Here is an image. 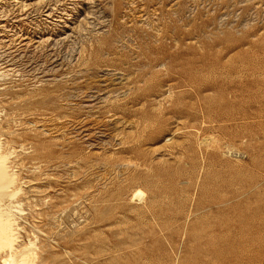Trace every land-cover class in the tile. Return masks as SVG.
<instances>
[{"label":"rangeland","instance_id":"374dc122","mask_svg":"<svg viewBox=\"0 0 264 264\" xmlns=\"http://www.w3.org/2000/svg\"><path fill=\"white\" fill-rule=\"evenodd\" d=\"M0 142L41 264H264V0H0Z\"/></svg>","mask_w":264,"mask_h":264},{"label":"bare ground","instance_id":"6f19581e","mask_svg":"<svg viewBox=\"0 0 264 264\" xmlns=\"http://www.w3.org/2000/svg\"><path fill=\"white\" fill-rule=\"evenodd\" d=\"M10 155L3 153L0 145V261L1 264H41L42 261L39 260L38 253L35 251V249L37 251L38 249L34 248L35 243L30 242L28 246L20 250L19 239L21 237L17 232L18 228L16 229L15 227L17 225L15 213L20 210L18 209L19 206L16 205V201H14V199L21 189H19L20 187L18 188L19 190L15 188L17 175L15 171H10ZM133 193V197H130V199L133 198V200L137 202L143 201L142 199L144 193L141 190L137 189Z\"/></svg>","mask_w":264,"mask_h":264}]
</instances>
